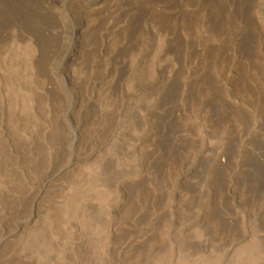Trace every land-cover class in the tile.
Wrapping results in <instances>:
<instances>
[{"label": "rangeland", "instance_id": "374dc122", "mask_svg": "<svg viewBox=\"0 0 264 264\" xmlns=\"http://www.w3.org/2000/svg\"><path fill=\"white\" fill-rule=\"evenodd\" d=\"M96 3L0 0V264H264V0Z\"/></svg>", "mask_w": 264, "mask_h": 264}, {"label": "bare ground", "instance_id": "6f19581e", "mask_svg": "<svg viewBox=\"0 0 264 264\" xmlns=\"http://www.w3.org/2000/svg\"><path fill=\"white\" fill-rule=\"evenodd\" d=\"M96 1H97V3L94 4V6H95V5H98V3L101 2V0H89V4H93V3L96 2ZM94 6H93V7H94Z\"/></svg>", "mask_w": 264, "mask_h": 264}]
</instances>
